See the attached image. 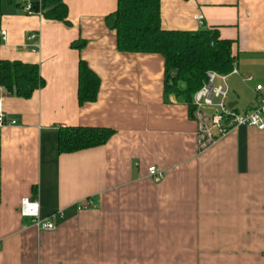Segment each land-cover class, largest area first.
I'll return each mask as SVG.
<instances>
[{
    "label": "crops",
    "instance_id": "1",
    "mask_svg": "<svg viewBox=\"0 0 264 264\" xmlns=\"http://www.w3.org/2000/svg\"><path fill=\"white\" fill-rule=\"evenodd\" d=\"M63 1L70 26L27 15L40 0H2L0 64L38 66L45 87L25 100L0 84V264H264V131L233 128L200 151L189 107L165 100L164 58L118 51L107 24L118 0ZM161 22L170 31L217 28L232 41L229 103L240 114L256 109L264 0H161ZM81 60L101 80L97 101L83 106ZM71 127L115 135L60 154L59 130ZM153 166L164 175L158 183L148 178ZM26 199L42 220L63 212L56 231L23 217Z\"/></svg>",
    "mask_w": 264,
    "mask_h": 264
},
{
    "label": "trees",
    "instance_id": "2",
    "mask_svg": "<svg viewBox=\"0 0 264 264\" xmlns=\"http://www.w3.org/2000/svg\"><path fill=\"white\" fill-rule=\"evenodd\" d=\"M34 5V4H33ZM2 0H0L1 13ZM34 8L46 20L70 26L69 10L63 0H40ZM109 28L116 32L120 53L158 54L165 60L164 96L189 107L193 117L194 95L202 88L211 71L230 74L236 65L234 43L223 40L217 28L197 31H170L162 27L161 0H118L117 11L107 18ZM84 40L72 48L82 50ZM0 84L17 98L28 100L34 92L45 87L39 68L21 62L0 64ZM100 78L87 62L79 64V105L97 101ZM115 132L108 128L71 127L59 130V153L73 154L105 146ZM0 202H1V142H0Z\"/></svg>",
    "mask_w": 264,
    "mask_h": 264
},
{
    "label": "built area",
    "instance_id": "3",
    "mask_svg": "<svg viewBox=\"0 0 264 264\" xmlns=\"http://www.w3.org/2000/svg\"><path fill=\"white\" fill-rule=\"evenodd\" d=\"M33 4H27L25 12L27 15H34ZM200 25H203L202 18L199 17ZM2 39H5L6 32H1ZM238 74L236 65L228 75H221L216 72H209L202 88L194 95L193 104L195 111L193 119L198 124V147L204 151L213 146L220 138L224 137L231 129L247 127L264 131V97L255 110L249 113H237L234 108H230L229 97L231 89L229 78ZM251 77L246 82H252ZM257 92H262L263 86H257ZM6 117L3 103L0 101V129L5 125ZM148 178L154 182L163 180L164 175L156 167L148 169ZM22 215L32 219L33 225L41 231L54 232L58 224L63 219V212H58L49 218L42 220L39 216V205L29 199L22 202Z\"/></svg>",
    "mask_w": 264,
    "mask_h": 264
},
{
    "label": "water",
    "instance_id": "4",
    "mask_svg": "<svg viewBox=\"0 0 264 264\" xmlns=\"http://www.w3.org/2000/svg\"><path fill=\"white\" fill-rule=\"evenodd\" d=\"M236 104H230V108H234Z\"/></svg>",
    "mask_w": 264,
    "mask_h": 264
}]
</instances>
